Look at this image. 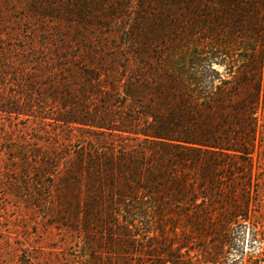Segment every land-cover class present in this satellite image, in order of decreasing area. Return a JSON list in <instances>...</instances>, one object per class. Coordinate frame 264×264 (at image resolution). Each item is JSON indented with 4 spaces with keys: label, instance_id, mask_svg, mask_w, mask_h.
Here are the masks:
<instances>
[{
    "label": "rangeland",
    "instance_id": "obj_1",
    "mask_svg": "<svg viewBox=\"0 0 264 264\" xmlns=\"http://www.w3.org/2000/svg\"><path fill=\"white\" fill-rule=\"evenodd\" d=\"M257 3L0 0V264H264V83L250 189L246 162H225L210 224H127L104 157L135 144L168 71L239 80L251 59L264 82Z\"/></svg>",
    "mask_w": 264,
    "mask_h": 264
},
{
    "label": "trees",
    "instance_id": "obj_2",
    "mask_svg": "<svg viewBox=\"0 0 264 264\" xmlns=\"http://www.w3.org/2000/svg\"><path fill=\"white\" fill-rule=\"evenodd\" d=\"M257 1L264 8V0ZM230 54L223 58L228 69L233 62ZM248 61L239 80L221 77L212 67L168 71L171 79L155 86L139 115L146 125H135L128 132L135 136V144L124 148L119 159L109 160L104 154L105 162L112 169L116 166L110 183L123 179V187L114 192L113 208L122 211L119 214L127 224L138 220L179 226L212 223L220 212L212 209L216 198L209 190L216 187L224 163L230 160L246 162L244 174L250 182L245 193L250 189L264 82L260 63ZM126 97L138 100L143 95L130 90ZM100 156L92 159L102 162ZM238 212L246 218L245 211ZM175 264L187 263L180 259Z\"/></svg>",
    "mask_w": 264,
    "mask_h": 264
}]
</instances>
